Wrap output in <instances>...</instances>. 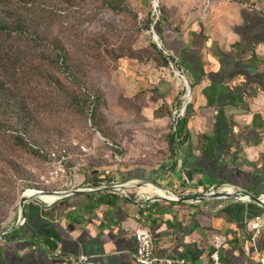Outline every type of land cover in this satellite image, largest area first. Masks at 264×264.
<instances>
[{
	"label": "rangeland",
	"instance_id": "1",
	"mask_svg": "<svg viewBox=\"0 0 264 264\" xmlns=\"http://www.w3.org/2000/svg\"><path fill=\"white\" fill-rule=\"evenodd\" d=\"M215 1H33V25L4 40V62L14 67L4 70L0 108V238L17 224L29 190L126 186L133 169L167 188L163 173L180 166L169 147L174 116L185 105L187 115L194 92L157 24L192 30L185 18H206ZM224 1L264 15V0ZM134 184L124 191L139 198L146 186Z\"/></svg>",
	"mask_w": 264,
	"mask_h": 264
},
{
	"label": "crops",
	"instance_id": "2",
	"mask_svg": "<svg viewBox=\"0 0 264 264\" xmlns=\"http://www.w3.org/2000/svg\"><path fill=\"white\" fill-rule=\"evenodd\" d=\"M210 8L204 19L185 18L192 30H176L179 23L164 27V43L180 59L194 92L188 138L174 154L180 166L163 173L166 189L150 171L125 174L128 182L153 183L178 202L109 192H83L51 206L31 201L24 226L0 242V264H69L80 256L94 264H136L133 235L139 229L153 232L160 259L210 264L214 238L224 236L229 244L222 264H260L264 237L253 240L248 223L264 215V207L233 198L196 199L221 185L264 196V15L224 0Z\"/></svg>",
	"mask_w": 264,
	"mask_h": 264
},
{
	"label": "built area",
	"instance_id": "3",
	"mask_svg": "<svg viewBox=\"0 0 264 264\" xmlns=\"http://www.w3.org/2000/svg\"><path fill=\"white\" fill-rule=\"evenodd\" d=\"M156 37V41L159 40L157 34L154 35ZM166 55L169 58H172L176 60L177 62H180V59L172 54L171 52L167 51ZM181 64V62H180ZM183 69V67L181 66ZM180 76V73H178ZM186 85H188V79L185 70H183V76L181 78ZM187 109V105L184 106V109L176 112L174 116V129L172 131V134L177 133L178 124L179 122L185 117V111ZM182 182L183 186L189 187L191 184V179L186 173L182 174ZM148 186V185H147ZM104 188H107V186L100 187L98 189L94 190H102ZM112 188H118L121 189V192L124 194L125 197L129 198L130 196L125 193V186L123 185H114ZM94 190H86L93 192ZM80 191V190H78ZM167 194L170 197H173L172 199H169L172 202H178L179 198L175 196L173 193H170L168 191ZM217 195H225V196H232L233 199L240 203H252L253 200L249 195H244L241 191H238L235 187H232L230 185H221V186H213L209 188L204 194L203 197L205 199H211L216 197ZM140 198L144 201L150 200L149 196L142 195ZM260 201L263 203L264 206V196L258 197ZM200 201V200H197ZM43 203V202H42ZM46 206H51L53 204H47L43 203ZM20 218V217H19ZM19 227L24 226L25 219L20 221L18 220ZM248 229L252 233V239L255 240L260 237H264V215L255 218L254 220L250 221L248 223ZM6 236L3 235L0 239L3 240V238ZM134 240L136 242V252L133 255V259L136 264H187L184 260H173V259H160L157 257V244L154 239L153 232L149 229H139L134 232ZM229 244V239L224 236H216L213 241L214 251L211 257V263L210 264H222L221 259V253L224 251ZM260 264H264V254L263 257L260 258L259 261ZM69 264H94L92 259L85 256H80L77 258H71Z\"/></svg>",
	"mask_w": 264,
	"mask_h": 264
},
{
	"label": "trees",
	"instance_id": "4",
	"mask_svg": "<svg viewBox=\"0 0 264 264\" xmlns=\"http://www.w3.org/2000/svg\"><path fill=\"white\" fill-rule=\"evenodd\" d=\"M33 1L0 0V108L4 107V70L9 71L14 67L10 62H4V40L18 38L27 32V28H30L32 21L28 19L27 13L31 11ZM157 32L164 41V29H161L158 24ZM187 124L188 119L185 116L178 124L177 133L171 135L169 147L172 154L179 145L187 141Z\"/></svg>",
	"mask_w": 264,
	"mask_h": 264
},
{
	"label": "water",
	"instance_id": "5",
	"mask_svg": "<svg viewBox=\"0 0 264 264\" xmlns=\"http://www.w3.org/2000/svg\"><path fill=\"white\" fill-rule=\"evenodd\" d=\"M155 41H156V37H154ZM147 185H152V186H155L153 183H146V182H142L139 186L140 187H143V186H147ZM85 193V192H91V191H86V190H80V191H70V192H61V193H54V195H60V199L61 198H65V197H68V196H73V195H76V194H79V193ZM93 192H109V193H114V194H118V195H121L122 197L124 198H127L124 196V194L121 192V189H118V188H112V187H107V188H104L102 190H94ZM41 194H50V193H45V192H40ZM245 194H249V193H245ZM252 200L260 205L263 206V203L260 201V199L258 197H254L252 195H249ZM216 198H227V199H232L233 197L232 196H225V195H217L216 197H214L213 199H216ZM164 200H167L166 198H162ZM212 199V198H211ZM35 200H39L40 199L38 197H33V198H26V197H22L21 199V202H20V218L19 220L22 221L25 219V205L31 201H35ZM196 200H200L201 201H205L207 199H205L203 196H201L200 198L196 199ZM264 207V206H263ZM20 228L19 227V223H17L12 229H10L9 231L5 232L2 234L5 235V234H8L16 229ZM2 240L0 239V242Z\"/></svg>",
	"mask_w": 264,
	"mask_h": 264
},
{
	"label": "bare ground",
	"instance_id": "6",
	"mask_svg": "<svg viewBox=\"0 0 264 264\" xmlns=\"http://www.w3.org/2000/svg\"><path fill=\"white\" fill-rule=\"evenodd\" d=\"M157 5H158V0H154V6L157 7ZM176 76L178 78H180V76L178 74ZM187 101L188 102L191 101V96H187ZM125 188L126 189H134L135 188L134 182L126 185ZM139 191H140L141 195H146V194L149 193V194L157 195L158 197H161V198H166V199H172L173 200V197L169 198V195L167 194V192H165V191H163L161 189H158V188H156V187H154L152 185H148V186H146V188H140ZM23 196L26 197V198L38 197L41 202L47 203V204L56 203L60 199V195H54V194H45L44 195V194H41L40 192L33 191V190L27 191Z\"/></svg>",
	"mask_w": 264,
	"mask_h": 264
}]
</instances>
